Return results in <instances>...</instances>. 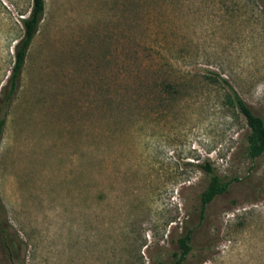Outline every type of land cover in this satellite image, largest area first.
Masks as SVG:
<instances>
[{"label": "rangeland", "instance_id": "374dc122", "mask_svg": "<svg viewBox=\"0 0 264 264\" xmlns=\"http://www.w3.org/2000/svg\"><path fill=\"white\" fill-rule=\"evenodd\" d=\"M18 89L5 88L32 0H0V264H264L259 0H45ZM227 82V83H226ZM228 191L201 215L212 174Z\"/></svg>", "mask_w": 264, "mask_h": 264}, {"label": "trees", "instance_id": "16d2710c", "mask_svg": "<svg viewBox=\"0 0 264 264\" xmlns=\"http://www.w3.org/2000/svg\"><path fill=\"white\" fill-rule=\"evenodd\" d=\"M32 1L33 5L29 16L23 18L22 20L24 26V36L22 40L16 45L15 64L12 70L11 78L7 87L5 88L4 93L6 102H10L13 99L18 89V81L25 67L29 48L31 47L32 42L39 31L40 25L45 15V0ZM259 1H261L264 5V0ZM228 99L231 100L233 106L237 108L239 112L245 117L247 126L250 131L248 135V154L251 159H258L259 157L264 155V118L256 113L254 109L248 103H246L235 90H233L232 94L228 96ZM4 114L5 117L0 119V145L7 121L6 116L8 113L4 112ZM202 167L208 173L212 174L211 181L206 191L201 196V215L202 217H204L207 207L218 196H221L228 191L230 183L224 182L210 165L206 164V166L202 165ZM192 234L193 231L191 229H187L185 231V234L179 239L181 256L177 260V262L170 264H181L189 257L192 252ZM0 241L1 243L3 242L10 247V243L4 235L0 236Z\"/></svg>", "mask_w": 264, "mask_h": 264}]
</instances>
